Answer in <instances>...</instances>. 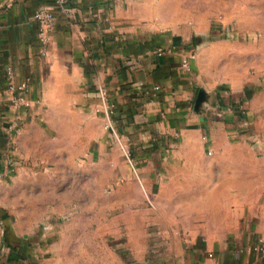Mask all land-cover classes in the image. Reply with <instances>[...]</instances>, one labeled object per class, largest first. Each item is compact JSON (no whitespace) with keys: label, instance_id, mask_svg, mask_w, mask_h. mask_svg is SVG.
<instances>
[{"label":"crops","instance_id":"obj_1","mask_svg":"<svg viewBox=\"0 0 264 264\" xmlns=\"http://www.w3.org/2000/svg\"><path fill=\"white\" fill-rule=\"evenodd\" d=\"M191 2L72 0L68 14L56 0H0V264H264L253 249L264 238V162L242 161L243 147L226 140L229 101L200 73L204 47L198 59L196 43L208 31L187 20ZM41 8L56 18L46 56L33 18ZM192 53L187 71L182 62ZM99 88L141 170L122 194L128 219L119 227L107 196L111 220L98 242L97 195L81 209L64 194L42 208L48 221L39 236L24 220L33 195L10 186L44 157L49 136H93L87 125H105L95 113ZM202 89L208 101L197 113ZM21 95L30 107L14 105ZM146 189L159 202L152 231Z\"/></svg>","mask_w":264,"mask_h":264},{"label":"rangeland","instance_id":"obj_2","mask_svg":"<svg viewBox=\"0 0 264 264\" xmlns=\"http://www.w3.org/2000/svg\"><path fill=\"white\" fill-rule=\"evenodd\" d=\"M187 2L193 4L186 10L187 20L203 21L208 31L203 40L196 43V49L204 47L200 73L217 86L219 92L215 93L219 99L229 101V108L223 113L229 130L226 140L243 147L239 154L242 161L264 162V0ZM202 50L197 49L198 59ZM233 86L240 87L242 92H232ZM87 127L93 136L74 138L68 135L69 131H64L66 135L61 137L49 136L44 157L20 171L18 178L24 180L21 184L10 186L13 192L33 195L29 202L32 214L24 220L33 221L39 236L48 221L42 208L57 205L59 195L64 194L73 198V205L81 209H89V194L97 195L96 223L91 231L97 232L98 242H104L111 220L105 211L107 196H113L114 216L119 220V227L123 219H128L122 206V194L124 188L129 193L133 187L126 179L131 177L137 181L141 170L129 164L103 123L95 122ZM259 172L264 173V170ZM151 173L154 172L148 175ZM144 191L146 228L152 231L159 202L148 189ZM90 208H94L93 204Z\"/></svg>","mask_w":264,"mask_h":264},{"label":"built area","instance_id":"obj_3","mask_svg":"<svg viewBox=\"0 0 264 264\" xmlns=\"http://www.w3.org/2000/svg\"><path fill=\"white\" fill-rule=\"evenodd\" d=\"M72 0H56V6L58 9H61L62 11L72 14L74 13V8L71 5ZM34 20L38 24L39 27V43L41 46V55L46 56L49 49V33L51 32L53 28V24L55 22V14L52 10L48 8H41L37 10L33 15ZM196 56L194 53L190 54L186 59L182 62L183 69L187 71H191V62L195 60ZM9 75L12 77V72L9 71ZM156 90H160V87H156ZM27 90V84L25 83L21 87V91ZM149 94V91L146 93ZM98 97L100 99L101 105L95 109V112L97 115H100L104 118L105 122V129L110 134L112 139L119 144L121 150L124 153V156L127 158L129 164L134 167L133 164V156L132 152L128 146L127 141L124 139V137L119 133L116 122H115V109L113 105L110 103L109 100V94L108 91L104 88H99L98 90ZM15 106H24V107H30V103L25 98L24 95H21L17 97L13 101ZM11 130H15V125L10 126ZM209 155L212 156V152H209ZM254 251L264 253V238L260 237L257 241V244L254 246Z\"/></svg>","mask_w":264,"mask_h":264},{"label":"water","instance_id":"obj_4","mask_svg":"<svg viewBox=\"0 0 264 264\" xmlns=\"http://www.w3.org/2000/svg\"><path fill=\"white\" fill-rule=\"evenodd\" d=\"M208 101V94L206 93L205 90H201L199 92V95H198V98H197V101H196V104H195V111L197 113H200L202 108H203V105Z\"/></svg>","mask_w":264,"mask_h":264}]
</instances>
